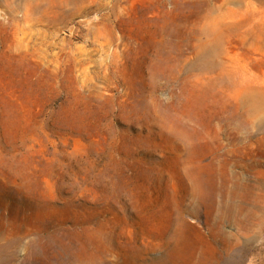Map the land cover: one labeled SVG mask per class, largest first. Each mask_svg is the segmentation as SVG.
I'll list each match as a JSON object with an SVG mask.
<instances>
[{"label": "rangeland", "instance_id": "rangeland-1", "mask_svg": "<svg viewBox=\"0 0 264 264\" xmlns=\"http://www.w3.org/2000/svg\"><path fill=\"white\" fill-rule=\"evenodd\" d=\"M0 264H264V0H0Z\"/></svg>", "mask_w": 264, "mask_h": 264}]
</instances>
